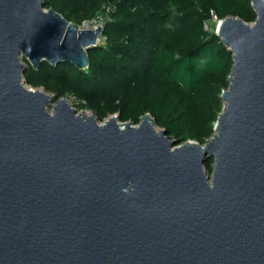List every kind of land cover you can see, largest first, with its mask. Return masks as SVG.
<instances>
[{
  "label": "water",
  "instance_id": "95a60500",
  "mask_svg": "<svg viewBox=\"0 0 264 264\" xmlns=\"http://www.w3.org/2000/svg\"><path fill=\"white\" fill-rule=\"evenodd\" d=\"M45 3L0 0V264H264V0L218 22L234 67L206 145L28 87L23 59L83 71L104 32Z\"/></svg>",
  "mask_w": 264,
  "mask_h": 264
},
{
  "label": "trees",
  "instance_id": "16d2710c",
  "mask_svg": "<svg viewBox=\"0 0 264 264\" xmlns=\"http://www.w3.org/2000/svg\"><path fill=\"white\" fill-rule=\"evenodd\" d=\"M45 9L80 27L104 17V42L88 50L83 71L47 62L35 70L23 59L28 87L73 99L100 123L117 115L138 125L150 114L170 139L201 145L215 134L234 67L211 24L257 20L252 0H46ZM213 165L205 169L213 173Z\"/></svg>",
  "mask_w": 264,
  "mask_h": 264
},
{
  "label": "rangeland",
  "instance_id": "374dc122",
  "mask_svg": "<svg viewBox=\"0 0 264 264\" xmlns=\"http://www.w3.org/2000/svg\"><path fill=\"white\" fill-rule=\"evenodd\" d=\"M216 21V20H215ZM217 25H218V23H216V22H214V23H212L211 24V31H214L215 30V32H216V29H217ZM90 29H93V28H90ZM103 38H101V40H100V45H102L103 44ZM22 62L25 64V62L22 60ZM26 65V64H25ZM37 91H44L43 89H39V90H37ZM49 94V93H48ZM49 95H51V96H54V95H52V94H49ZM70 104H71V106L78 112V114L79 115H82V114H84V115H90V116H95V114L93 113V112H88V111H79V109L78 108H76V103H75V101L72 99V100H67ZM55 104H57V103H55ZM50 110H51V112L53 113V109L52 108H49ZM107 121V120H106ZM105 121V122H106ZM105 122H103V123H101L102 125L105 123ZM209 173V172H208ZM210 175H212V172L211 173H209Z\"/></svg>",
  "mask_w": 264,
  "mask_h": 264
},
{
  "label": "built area",
  "instance_id": "2783aa9c",
  "mask_svg": "<svg viewBox=\"0 0 264 264\" xmlns=\"http://www.w3.org/2000/svg\"><path fill=\"white\" fill-rule=\"evenodd\" d=\"M105 24H106L105 18L99 17V18L95 19L93 22L84 23L80 28L84 29V30H93V31H96L98 29H102L104 31ZM90 28H93V29H90Z\"/></svg>",
  "mask_w": 264,
  "mask_h": 264
},
{
  "label": "bare ground",
  "instance_id": "6f19581e",
  "mask_svg": "<svg viewBox=\"0 0 264 264\" xmlns=\"http://www.w3.org/2000/svg\"><path fill=\"white\" fill-rule=\"evenodd\" d=\"M82 30H84V29H82ZM100 42V41H99ZM66 102H68L67 100H65ZM68 105H70L71 106V104L68 102ZM55 106L57 107V105L55 104ZM72 107V106H71ZM84 116H87V119L88 118H90V117H92V116H90V115H84Z\"/></svg>",
  "mask_w": 264,
  "mask_h": 264
}]
</instances>
